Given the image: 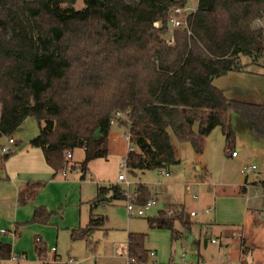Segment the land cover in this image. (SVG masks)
I'll return each instance as SVG.
<instances>
[{
	"label": "trees",
	"instance_id": "trees-1",
	"mask_svg": "<svg viewBox=\"0 0 264 264\" xmlns=\"http://www.w3.org/2000/svg\"><path fill=\"white\" fill-rule=\"evenodd\" d=\"M75 3L0 0V139L12 137L32 118L39 127L32 144L55 174L74 171L77 163L67 155L84 151L78 165L82 178L91 161L110 155V122L117 112L128 116L134 135L150 145L144 154L126 156L131 173L175 165L171 134L202 154L205 138L221 127L229 153L232 112L264 141V104L231 101L214 85L231 72H244L242 57L253 63L264 57V0H199L194 13L183 15L184 30L173 31L172 45L166 38L169 13L184 9L188 0H83L81 9ZM110 190L113 201L125 200L122 187ZM136 192V205L151 199L142 184ZM28 199L21 196L20 202ZM50 217L37 209L32 222L48 224ZM176 221L190 230L183 213L148 219L151 228L178 238ZM105 223L92 209L88 228L73 231L72 239ZM146 239L129 234V264L147 263ZM36 253L45 264L48 249L39 241ZM12 258L11 245L0 240V262Z\"/></svg>",
	"mask_w": 264,
	"mask_h": 264
},
{
	"label": "rangeland",
	"instance_id": "rangeland-1",
	"mask_svg": "<svg viewBox=\"0 0 264 264\" xmlns=\"http://www.w3.org/2000/svg\"><path fill=\"white\" fill-rule=\"evenodd\" d=\"M198 5L199 0H188L183 14L189 16L197 10ZM74 7L81 9L83 0H76ZM173 10L170 11L169 18ZM184 28L174 29L172 25H169L166 35L168 44L172 45L174 42L172 40L173 31L184 30ZM241 64L245 69L244 72H231L217 79L214 85L222 89L231 101L242 104H264V57L258 63H253L249 57L244 56L241 58ZM231 124L234 130V143L231 148L232 150L240 149L237 159H231L225 154L227 143L221 127H217L205 138L204 153L200 156L196 155L190 144L180 143L171 134V140L176 147L180 163L178 164L176 161L172 166L169 178L162 177L160 173L166 172L163 170L147 171L144 174L140 172L132 174L126 171L127 181L131 183V194L136 192L139 185H146L152 195L150 198L155 199L157 205L144 217H128L127 200L113 204L101 203L94 213L107 218L104 227L92 231L88 239L72 240L71 233L62 234L57 251L58 264H70V260L79 264H128L129 233L147 235L145 248L149 254L146 264H153V262L156 264H241L236 255H224L214 245L205 246L204 238L199 235L200 225H205L207 222L214 223L215 212L223 220L239 221L241 197L237 193L241 186L252 188L249 192L251 200L261 207L264 206V187L259 182L264 181V141L255 136L249 123L235 112L231 113ZM22 130L24 134L30 136L34 133L39 134L38 124L32 118L26 120ZM124 131V129L120 130L117 125H113L111 128L112 134L122 135L126 133ZM134 149L143 152L136 142ZM112 155V158L108 160L107 169L94 176V184H90L91 179L87 178L86 180L96 195L98 183L102 188H108L115 182H119L117 177L120 174V163L114 160L116 153ZM120 162L122 161L120 160ZM116 164L118 167L115 166ZM196 165L202 168L201 171L195 169ZM250 166H255L256 172L246 178V175L241 172L243 168ZM69 173L76 174L77 172L69 171ZM172 182L175 184L169 185ZM119 183L123 190H128L125 184ZM188 187L191 189L190 192L187 191ZM170 196L175 203L184 207L169 206L167 208L169 200L166 199H169ZM255 196L257 197L255 198ZM195 197L198 199H194ZM216 197H218L217 203H215ZM178 208H182L180 213H183L185 220L189 222L190 215L188 213L197 212L199 214V217L196 218L197 224L194 225L191 233V236H195L194 242L185 236L174 238L170 230L149 226L148 219L157 216L160 211L166 209L165 214L168 216V212L174 210L171 217H175L178 214L176 213ZM209 208H215V211L206 215L205 211ZM88 226V213L85 211L82 227L86 229ZM174 228L179 232L186 230L179 222L174 224ZM152 253L156 255L152 257ZM243 261L244 264H253L248 257ZM0 264L39 263L37 256L30 254L28 258H20L19 261L4 260Z\"/></svg>",
	"mask_w": 264,
	"mask_h": 264
},
{
	"label": "crops",
	"instance_id": "crops-1",
	"mask_svg": "<svg viewBox=\"0 0 264 264\" xmlns=\"http://www.w3.org/2000/svg\"><path fill=\"white\" fill-rule=\"evenodd\" d=\"M117 126L120 130L124 129V132L126 133L122 135L111 133L109 142L110 155L107 159H96L91 161L88 164V172L85 175V178H82L81 172H77L76 174L67 173L65 176L62 173L55 174V171L47 164L42 150L34 147L32 144L38 133H34L30 136L24 134L22 128H20L12 135L15 140V144L11 146L13 154L4 161L2 160L4 154L1 153V148L7 145L8 137L0 139V240L11 245L13 257L20 259L24 257L28 258L30 254L37 256L36 244L38 243V240H40L39 242L44 244L48 249V259L45 264H58L59 256L57 255V251L60 236L64 233H71L72 238L73 231L84 229L82 227V222L83 213L85 214V211L88 213V220L90 223L92 209L93 215L96 217H104L94 213L101 203L105 202L104 204H113L120 202L112 200V191L110 190L113 186L121 187L119 182H115L114 185H110L108 188H102L99 186L100 183H98L96 195V192H93L90 189L89 182L86 181L87 178L91 179L90 184H94V176L98 172H103L107 169L108 160L109 158H112L113 153H116V156L114 155V160L117 163H121L120 160L123 161L129 154L130 144H133L134 147V143L136 142L137 146L143 150V152L135 150L133 152L135 154H144L145 151L150 149L149 142L146 139L134 135L133 123L131 125L127 119H122ZM19 132L22 133L17 134ZM129 133L132 135L130 142L126 139V135ZM171 144L176 161H178L179 164L180 159L173 140H171ZM230 151H232V148ZM230 151L229 153L227 152L226 146L225 154L229 158L237 159L239 157V154L237 157H232ZM236 151L240 152V149H237ZM202 154L196 153V155L199 156ZM84 157V151L79 150L73 154L72 158L74 163L79 165L83 162ZM115 166L118 167V164ZM171 168L172 166L163 170L166 172L160 173L162 177L169 178V171ZM195 169L201 171L202 168L199 165H196ZM145 172L140 173L144 174ZM255 172L256 170L250 175L255 174ZM249 176H246V178ZM259 182H261L264 187V181ZM37 184H44V186L40 189H36V187L34 188L33 186H36ZM174 184L175 183L173 182L169 183V185ZM100 189H105V194H101ZM147 189L149 190L148 187ZM188 189L189 187L187 188V191L190 192L191 189ZM251 189L252 188H249L248 186H241L237 193V195L241 197L239 221L223 220L218 217L215 212L214 223L207 222L205 225H200L199 235L204 238L205 246H208L209 244L214 245L217 246L219 252L224 255H236V258L241 264H244L243 260L246 257L251 259L253 264H264V206L261 207L251 200V194L249 193ZM149 194L151 197L152 195L150 191ZM21 196H29V199L25 204L20 202ZM218 197L215 198V203H217L216 200ZM256 197L257 196H255V198ZM194 199L197 200L198 198L195 197ZM166 200H169L167 208L169 206L184 207L183 205L175 203L171 196ZM96 202L97 204H95ZM37 209H45L51 214L48 224L32 222ZM165 210L160 211L158 215L152 219L159 217L161 212L165 213ZM208 211L209 213H205L206 215L215 211V208H209ZM185 212L188 213L187 211ZM188 214L190 215V213ZM190 222V230L179 232L175 228L174 229L179 233V238L185 236L191 242H194L195 236H191V233L193 232L194 225L197 224L196 218L191 217L190 215ZM104 225L95 230L103 228ZM2 231H4V233ZM91 233L82 239H88L91 236ZM212 240H216L217 242L212 243ZM151 255L153 257L156 254L152 253ZM38 263L41 264L39 259ZM69 263L79 264L78 262H73L71 260ZM153 264L156 263L153 262Z\"/></svg>",
	"mask_w": 264,
	"mask_h": 264
},
{
	"label": "built area",
	"instance_id": "built-area-1",
	"mask_svg": "<svg viewBox=\"0 0 264 264\" xmlns=\"http://www.w3.org/2000/svg\"><path fill=\"white\" fill-rule=\"evenodd\" d=\"M184 9H174L172 12V15L170 16L168 23L169 25H172L174 29H182L184 28L185 22L181 19L182 16L184 15ZM173 40V39H172ZM122 119H127L129 121L128 116H126L125 114H122L120 112H117L114 114L113 118L111 119V125H117L119 123V121H121ZM129 124L132 125V123L129 121ZM126 139L128 140V142L131 141L132 139V135L129 133L128 135H126ZM8 143L6 146L1 148V153L2 154H8L12 151V147L15 144V140L13 137H9L7 139ZM135 151L133 144H130L129 147V154L133 153ZM230 154L232 157H237L238 152L236 150H232L230 151ZM68 159H72L73 155L71 153H68ZM120 168V174L118 175V181L125 184V186L127 187L128 190L124 191V196H125V200H127V213L129 217H143L145 216V214L150 211L153 207H155L157 205V202L155 199H150L146 204L144 205H136L134 203L135 198H137L138 193L134 192L133 194H131L130 192V187H131V183L127 181L126 178V171H128V167H127V157L120 163L119 165ZM256 170L255 166H250V167H245L242 170V173L246 176H249L252 172H254ZM69 171H71L69 168H65V170L62 172V174L65 176ZM75 172H81L80 167L77 165L76 168L74 169ZM190 190V188L188 189ZM182 212L181 208H178L176 213H180ZM205 213H209L208 210L205 211ZM174 214V210H171L168 212V216L171 217V215ZM191 217H199V214L197 212H191L190 213ZM4 233V231H2ZM40 241V240H38ZM216 240H212V243H216ZM55 251V249H54ZM12 260L14 261H19L18 258L13 257Z\"/></svg>",
	"mask_w": 264,
	"mask_h": 264
},
{
	"label": "water",
	"instance_id": "water-1",
	"mask_svg": "<svg viewBox=\"0 0 264 264\" xmlns=\"http://www.w3.org/2000/svg\"><path fill=\"white\" fill-rule=\"evenodd\" d=\"M256 136V135H255Z\"/></svg>",
	"mask_w": 264,
	"mask_h": 264
}]
</instances>
